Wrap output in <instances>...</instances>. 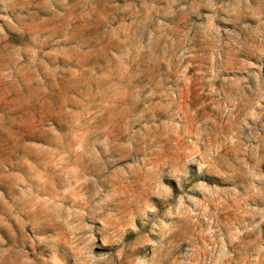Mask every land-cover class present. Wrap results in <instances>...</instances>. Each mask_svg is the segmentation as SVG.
Returning <instances> with one entry per match:
<instances>
[{
	"label": "rangeland",
	"instance_id": "rangeland-1",
	"mask_svg": "<svg viewBox=\"0 0 264 264\" xmlns=\"http://www.w3.org/2000/svg\"><path fill=\"white\" fill-rule=\"evenodd\" d=\"M0 264H264V0H0Z\"/></svg>",
	"mask_w": 264,
	"mask_h": 264
}]
</instances>
